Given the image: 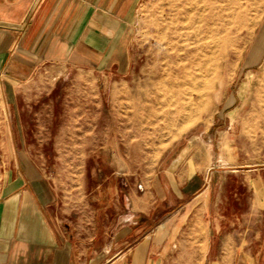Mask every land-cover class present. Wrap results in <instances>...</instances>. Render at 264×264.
<instances>
[{
  "label": "rangeland",
  "instance_id": "1",
  "mask_svg": "<svg viewBox=\"0 0 264 264\" xmlns=\"http://www.w3.org/2000/svg\"><path fill=\"white\" fill-rule=\"evenodd\" d=\"M185 1H139L121 68L55 67L13 83L0 76V187L19 173L64 246L87 264H110L139 246L166 264L178 259L173 231L189 229L180 219L194 207L179 208L173 190L196 160L224 166L212 179L223 229L255 241L264 225L251 188L264 162V0H241L247 27L228 36L226 51L216 30L239 7L211 0L214 55L205 71L184 59L193 46L192 29L179 31Z\"/></svg>",
  "mask_w": 264,
  "mask_h": 264
},
{
  "label": "crops",
  "instance_id": "2",
  "mask_svg": "<svg viewBox=\"0 0 264 264\" xmlns=\"http://www.w3.org/2000/svg\"><path fill=\"white\" fill-rule=\"evenodd\" d=\"M139 1L0 0V76L13 83L55 67L100 72L123 67ZM192 166L173 190L179 208H194L178 215L190 226L173 231L172 252L178 259L174 257L171 264H264V225L255 228V241H248L246 232L223 229L218 204L212 203L213 171L225 172L218 171L224 166L207 167L197 160ZM10 173L0 187V264H87L75 249L64 246L44 205L32 189L25 188L19 173ZM254 174L251 188L263 211L257 217L264 223V162ZM153 187L165 196L158 179ZM185 198L188 202H183ZM194 222L200 226L193 228ZM163 258L158 251L139 246L126 248L110 264H166Z\"/></svg>",
  "mask_w": 264,
  "mask_h": 264
},
{
  "label": "bare ground",
  "instance_id": "3",
  "mask_svg": "<svg viewBox=\"0 0 264 264\" xmlns=\"http://www.w3.org/2000/svg\"><path fill=\"white\" fill-rule=\"evenodd\" d=\"M247 2H248V0H246V3ZM185 3L189 6V9H188V11L183 12V13H186V14H184V15H186V17L182 18L181 22L178 20L180 25H181V28L179 31H181L182 29H186V28L192 29L193 46L191 45L192 49L190 51H186L184 59H187L191 63L192 66H195L201 70L202 67H205V68L207 67L208 63L204 62V61L209 60V62H210L211 61L210 55H214V52H213L212 46H211V40H212V36L214 33L213 28L211 27V22H212L211 0H186ZM234 4L236 6H238L239 8L237 7L238 8L237 12L235 11L232 13V15L230 14L231 15L230 22L227 23L229 25L228 28L226 29V22H225V24H223V26H222V29H219V28L217 30L215 29L216 33L218 32L217 33L218 36L220 34H222L221 36L216 38V41H215L216 47L219 48L220 46H223V49L225 51H226V47L228 45H230V41H231L230 39H228V36L240 35L242 33V31L247 27V23H246L247 19H248L247 7L243 4V2H241V0H235ZM181 6H182V3L179 6H177L176 8L179 7L178 9H180ZM184 7L185 6H183V8ZM231 8L232 7H230V9ZM178 12H180V11H178ZM226 12H227V10H226ZM178 14H180V13H178ZM218 15H219V13H218ZM251 16H252V14H251ZM173 17H175V16L173 15ZM179 17H181V16H179ZM223 18H221V21L224 22L225 18L224 19ZM249 21H250V19H249ZM227 22H228V20H227ZM174 23L172 21V24H174ZM176 23H178V22H176ZM177 27H179V26H177ZM189 29H187V30H189ZM226 34H227V38H226ZM178 35H180V37L186 36L185 34L180 33V32ZM163 38H164V36H163ZM225 51H224V54H225ZM178 58H180V55ZM202 70L205 71V69H202ZM181 72L185 73L184 75H186L187 74L186 68L182 69ZM200 87H201V90H199V91L202 92L203 90H206L209 87V83L207 81H204Z\"/></svg>",
  "mask_w": 264,
  "mask_h": 264
}]
</instances>
